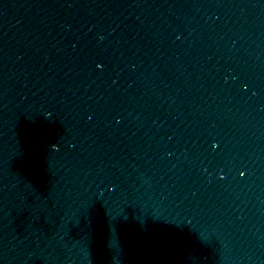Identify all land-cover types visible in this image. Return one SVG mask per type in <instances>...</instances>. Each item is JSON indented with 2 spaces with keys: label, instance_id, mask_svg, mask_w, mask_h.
Returning a JSON list of instances; mask_svg holds the SVG:
<instances>
[{
  "label": "water",
  "instance_id": "95a60500",
  "mask_svg": "<svg viewBox=\"0 0 264 264\" xmlns=\"http://www.w3.org/2000/svg\"><path fill=\"white\" fill-rule=\"evenodd\" d=\"M0 264H264V0H0Z\"/></svg>",
  "mask_w": 264,
  "mask_h": 264
}]
</instances>
